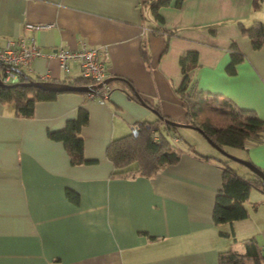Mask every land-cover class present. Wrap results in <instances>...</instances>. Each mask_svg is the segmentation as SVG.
<instances>
[{
  "label": "crops",
  "instance_id": "1",
  "mask_svg": "<svg viewBox=\"0 0 264 264\" xmlns=\"http://www.w3.org/2000/svg\"><path fill=\"white\" fill-rule=\"evenodd\" d=\"M150 2L0 0V47L33 39L43 53L22 68L23 76L65 82L56 49L87 45L101 49L113 77L104 103L82 91H62L37 102L32 118L18 116L13 103L0 99V264H218L220 251L242 252L251 237L261 250L263 189H251L246 219L219 225L213 220L220 160L226 157L220 151L195 140L203 147L199 152L213 156L200 157L183 133L161 124L182 148L180 161L153 177L111 176L108 145L139 122L157 121L155 107L187 123L177 90L184 77L181 58L189 51L198 54L190 73L196 90L228 98L264 119V44L255 49L241 31L264 22V0L258 7L253 0H184L179 7L172 2L159 9L163 22L155 20ZM27 23L37 26L29 29ZM234 44L243 60L229 73ZM118 77L131 81L143 101L133 99ZM81 106L89 112L81 132L84 155L95 162L74 165L63 142L48 133L62 129ZM235 150L264 171V140ZM233 168L251 174L248 167ZM68 189L79 194L78 202L69 199ZM231 230L234 237L220 233Z\"/></svg>",
  "mask_w": 264,
  "mask_h": 264
},
{
  "label": "trees",
  "instance_id": "2",
  "mask_svg": "<svg viewBox=\"0 0 264 264\" xmlns=\"http://www.w3.org/2000/svg\"><path fill=\"white\" fill-rule=\"evenodd\" d=\"M184 0H151L150 8L155 20L161 22L164 18L159 13L161 6H181ZM263 0H253V6L258 7ZM154 32L163 31L162 28L152 27ZM158 30V31H157ZM243 34L252 40L255 49L264 44V22H257L252 26L241 27ZM232 59L228 65V72L235 73L236 65L243 60V54L235 46L232 47ZM146 52H144V55ZM198 65V54L195 51L185 53L181 58L183 81L177 92L183 100L187 110V123L198 126L202 132L221 147L245 148L249 141L264 140V119L255 112L238 107L232 100L219 96H206L194 88V80L191 71ZM126 87V92L133 98L143 101V97L133 87L131 81L118 77ZM43 81L37 77L23 76L17 83L0 84V99L3 103H13L16 114L20 117L32 118L35 114L36 103L39 101H52L62 91L44 90L35 85L27 84L28 81ZM73 85H90L92 81L75 77L64 80ZM109 82L108 85H111ZM93 90H102L103 87L93 83ZM73 91V90H69ZM88 94L87 92H84ZM145 101V100H144ZM146 102V101H145ZM144 102V103H145ZM155 122L142 121L135 124L132 131L122 137L114 138L107 147V157L113 162L114 170L112 177L135 178L137 176L153 177L164 167L177 164L183 153L181 147L176 145L172 139L164 133L161 124L172 134L178 133L181 126L166 123L163 118L175 121L171 117L160 113ZM89 121V112L85 107H79L77 116L69 119L65 126L56 131H49L51 139L62 141L72 164L91 163L84 155L85 142L81 135L83 127ZM176 122V121H175ZM191 152L205 159L213 158L199 152L195 145L186 141ZM229 157L220 160L222 168V186L216 196L213 210L215 224L230 223L246 219L249 209L246 201L249 199L253 187L264 190L263 179L250 171V176L239 175L230 164ZM67 196L72 201L78 202L79 194L70 189ZM221 235L234 237V231H220ZM244 251L230 248L220 251L218 264H264V252L259 250L258 241L247 238Z\"/></svg>",
  "mask_w": 264,
  "mask_h": 264
},
{
  "label": "built area",
  "instance_id": "3",
  "mask_svg": "<svg viewBox=\"0 0 264 264\" xmlns=\"http://www.w3.org/2000/svg\"><path fill=\"white\" fill-rule=\"evenodd\" d=\"M36 26L32 23L26 25L29 29ZM42 54L33 39H30L29 43L25 39L9 41L5 47H0V78L5 83L20 82L23 78L22 68L28 66L32 58ZM54 55L59 59L67 80L83 77L92 81V84L101 83L103 89L87 92L89 98L97 99L101 103L109 98L111 87L105 83L108 72L103 52L99 47L83 45L80 49L57 48ZM260 249L264 251V242Z\"/></svg>",
  "mask_w": 264,
  "mask_h": 264
},
{
  "label": "water",
  "instance_id": "4",
  "mask_svg": "<svg viewBox=\"0 0 264 264\" xmlns=\"http://www.w3.org/2000/svg\"><path fill=\"white\" fill-rule=\"evenodd\" d=\"M111 80H113V77H107L105 79V83H109ZM26 83L31 84V85H35V86H37L41 89H44V90H57V91L74 90V91H82V92L93 91V85H73V84L67 83V82L44 81V80L43 81L31 80V81H28ZM0 84L5 85L6 83L3 82L2 79L0 78ZM99 85H101V83ZM163 120L169 124H176L178 126L192 127V128H195L196 130H199L206 137V139L209 141V143H211L216 149H218L220 152H222L224 155H226L230 159H233L239 163H242L243 165L248 167L253 173L259 175L264 181V171L262 169L257 167L255 164H253L249 160L237 157V156L227 152L223 147H221L216 142H214L211 138H209L207 135H205L198 126H194V125L189 124V123L175 122V121H172L170 119H165V118H163Z\"/></svg>",
  "mask_w": 264,
  "mask_h": 264
},
{
  "label": "rangeland",
  "instance_id": "5",
  "mask_svg": "<svg viewBox=\"0 0 264 264\" xmlns=\"http://www.w3.org/2000/svg\"><path fill=\"white\" fill-rule=\"evenodd\" d=\"M0 74H1V70H0ZM179 132L182 134H184V138H186L185 139V141H189V142H191V140H192V142H194L195 140H197V141H199L201 144H202V146H204L205 147V149H207L208 148V150H211V151H213V152H217V153H219V150H217L215 147H213L209 142H208V140L206 139V137L199 131V130H196L195 128H192V127H180V129H179ZM197 141H195V142H197ZM200 143H198L197 142V147L196 148H199L200 150H203V147L201 146V145H199ZM224 149L227 151V152H229V153H231V154H233V155H235V156H237L236 155V151L237 150H235L236 148H233V147H229V146H226V147H224ZM222 153V152H221ZM223 154V153H222ZM238 157V156H237ZM222 158L224 159V156H222ZM230 164H232L233 166L235 165V166H237V167H242V169L243 170H247L248 168H246L245 166H242V164L241 163H239V162H237V161H235V160H232V161H230ZM241 169V168H240ZM253 191V193L255 192V191H258V190H256L255 188L252 190ZM251 200H255L256 199V197L255 196H252V198H250Z\"/></svg>",
  "mask_w": 264,
  "mask_h": 264
}]
</instances>
